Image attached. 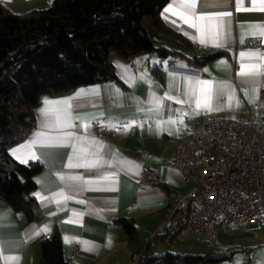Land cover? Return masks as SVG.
<instances>
[{"label": "crops", "instance_id": "crops-1", "mask_svg": "<svg viewBox=\"0 0 264 264\" xmlns=\"http://www.w3.org/2000/svg\"><path fill=\"white\" fill-rule=\"evenodd\" d=\"M2 1L23 13L46 8L53 0ZM173 3L169 0L162 10L169 30L158 34L159 44L189 54L220 49L226 53L200 69L179 58L162 60L157 52L138 54L133 60L115 56L118 79L44 97L34 110V130L10 148L20 162L12 149L38 132L46 133L32 149L36 159L27 150L22 157L27 164L42 165L33 194L43 215L22 225L10 205L0 203V264H41L40 240L56 232L71 264H130L150 243L156 254L179 253L174 251L179 243L188 246L176 220L172 227L163 226L169 197L193 186L168 164L177 145L208 118L245 121L252 113L264 119V103L258 104L264 85V36L258 27L264 25V0H197L196 12L211 16L203 22L205 43L200 42L198 28L190 27L180 15L169 12L165 18L164 9ZM241 53L260 55L242 58ZM243 64L258 65L262 74L240 75ZM205 94L210 97L207 101ZM68 98L70 109L67 104L56 107L70 112L66 122L71 127L47 126L48 117L40 111L44 100ZM145 163L156 170V180L140 177ZM122 218L134 220L133 239ZM235 230L251 235L249 260L233 253L230 260L216 264H264V220ZM74 241L80 242L79 253L73 250Z\"/></svg>", "mask_w": 264, "mask_h": 264}, {"label": "trees", "instance_id": "trees-1", "mask_svg": "<svg viewBox=\"0 0 264 264\" xmlns=\"http://www.w3.org/2000/svg\"><path fill=\"white\" fill-rule=\"evenodd\" d=\"M169 0H53L46 8L19 13L0 0V203L10 205L22 225L43 212L33 191L40 163H21L10 148L35 128V107L46 96L68 94L80 85L118 79L113 57L133 60L157 52L194 69L225 50L185 53L159 44L168 31L161 13ZM136 237L134 220L122 218ZM41 264H71L59 233L40 240ZM234 250L214 254L154 253L151 243L139 264H216Z\"/></svg>", "mask_w": 264, "mask_h": 264}, {"label": "built area", "instance_id": "built-area-1", "mask_svg": "<svg viewBox=\"0 0 264 264\" xmlns=\"http://www.w3.org/2000/svg\"><path fill=\"white\" fill-rule=\"evenodd\" d=\"M264 103V85L258 104ZM178 169L186 192H174L164 210L163 226L194 235L208 247L218 232L259 225L264 220V119L249 113L245 121L208 118L204 126L177 145L168 164ZM143 180H156V170L145 163ZM75 253L80 242L72 243ZM134 256L130 264H139Z\"/></svg>", "mask_w": 264, "mask_h": 264}, {"label": "snow or ice", "instance_id": "snow-or-ice-1", "mask_svg": "<svg viewBox=\"0 0 264 264\" xmlns=\"http://www.w3.org/2000/svg\"><path fill=\"white\" fill-rule=\"evenodd\" d=\"M197 8V0H174L173 4H170L167 8L164 9L165 18H167V13L171 12L173 15H180L182 19H184V22L189 24L192 28H198L200 32V42L205 43V25L204 21L207 19H211V16L209 14H198L196 12ZM261 10H264L262 8ZM218 15H231V13H220ZM260 28V35L264 36V25L258 26ZM259 53H241V57L245 56H259ZM260 67L258 65H252V64H243L241 67L240 75L242 76H249V75H261ZM197 84L200 85H210L209 81H196ZM203 92V90H201ZM77 95H80L78 93ZM210 97L205 94V100L207 101ZM70 99L65 100H44L45 107L41 108L40 111L45 117H48L47 120V126L49 127H71L70 123H67L66 121L70 117V112L66 111L63 108L56 107V105L61 104H67L70 109ZM196 106L197 108L200 107V98L198 97L196 100ZM66 135H71L70 133ZM46 136V133L41 131L35 134V138L28 140L25 142V144H21L18 146V148L12 149V154L16 156L17 159L20 160L21 163H27V159L22 158L25 154V151L27 150V155H29L32 159H36L34 151L32 149L34 148L35 144L38 143L40 138H43ZM69 167L72 166L71 158L69 161ZM44 231H47V229H44ZM8 259H16L15 257H10Z\"/></svg>", "mask_w": 264, "mask_h": 264}, {"label": "rangeland", "instance_id": "rangeland-1", "mask_svg": "<svg viewBox=\"0 0 264 264\" xmlns=\"http://www.w3.org/2000/svg\"><path fill=\"white\" fill-rule=\"evenodd\" d=\"M183 232H185L183 234L184 241L188 244V246L185 247L179 243L181 241H178V248L174 249L176 252L200 254L207 251H212L214 254H220L234 250L232 253H234L236 256L244 257L245 255L246 259L249 260L248 251L251 249V245H253V243L250 233H247L245 230L220 231L217 236L216 244L213 247H208L201 239L189 234L186 231Z\"/></svg>", "mask_w": 264, "mask_h": 264}]
</instances>
